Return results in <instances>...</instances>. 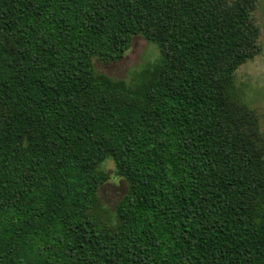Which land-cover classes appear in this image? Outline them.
Wrapping results in <instances>:
<instances>
[{
    "label": "trees",
    "instance_id": "obj_1",
    "mask_svg": "<svg viewBox=\"0 0 264 264\" xmlns=\"http://www.w3.org/2000/svg\"><path fill=\"white\" fill-rule=\"evenodd\" d=\"M258 7L0 0V264H264V112L236 83ZM136 36L155 61L96 69Z\"/></svg>",
    "mask_w": 264,
    "mask_h": 264
},
{
    "label": "rangeland",
    "instance_id": "obj_2",
    "mask_svg": "<svg viewBox=\"0 0 264 264\" xmlns=\"http://www.w3.org/2000/svg\"><path fill=\"white\" fill-rule=\"evenodd\" d=\"M262 26L263 51L254 60L241 66L236 73V83L243 89L244 99L264 112V0H259L256 12ZM160 56V49L156 44L147 41L142 36H136L130 51L118 62L103 63L95 60L98 71L116 79L130 81L135 72L141 70ZM107 169L113 179L100 189V196L106 207L114 209L127 190L126 182L116 176L114 164L109 161Z\"/></svg>",
    "mask_w": 264,
    "mask_h": 264
}]
</instances>
